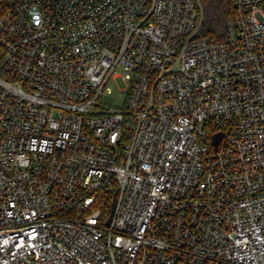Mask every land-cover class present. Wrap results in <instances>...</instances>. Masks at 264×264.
Here are the masks:
<instances>
[{
	"label": "built area",
	"instance_id": "obj_1",
	"mask_svg": "<svg viewBox=\"0 0 264 264\" xmlns=\"http://www.w3.org/2000/svg\"><path fill=\"white\" fill-rule=\"evenodd\" d=\"M235 6L218 40L200 0H0V264H264V0Z\"/></svg>",
	"mask_w": 264,
	"mask_h": 264
},
{
	"label": "trees",
	"instance_id": "obj_2",
	"mask_svg": "<svg viewBox=\"0 0 264 264\" xmlns=\"http://www.w3.org/2000/svg\"><path fill=\"white\" fill-rule=\"evenodd\" d=\"M203 19L200 28L202 36L222 40L229 33V21L236 14L235 0H200Z\"/></svg>",
	"mask_w": 264,
	"mask_h": 264
},
{
	"label": "rangeland",
	"instance_id": "obj_3",
	"mask_svg": "<svg viewBox=\"0 0 264 264\" xmlns=\"http://www.w3.org/2000/svg\"><path fill=\"white\" fill-rule=\"evenodd\" d=\"M117 83H118L117 86L114 85L111 88L112 95H115L118 89H125L126 88V83L123 82V80L121 79V77H118L117 78ZM124 98H125V95L123 93L119 94V96L117 98V103L121 104L123 102Z\"/></svg>",
	"mask_w": 264,
	"mask_h": 264
},
{
	"label": "water",
	"instance_id": "obj_4",
	"mask_svg": "<svg viewBox=\"0 0 264 264\" xmlns=\"http://www.w3.org/2000/svg\"><path fill=\"white\" fill-rule=\"evenodd\" d=\"M222 136H223V133H222V132L217 133V134H215V135L213 136V143H214L216 146L219 144V142H220ZM110 220H111V218L108 220V222H110Z\"/></svg>",
	"mask_w": 264,
	"mask_h": 264
}]
</instances>
